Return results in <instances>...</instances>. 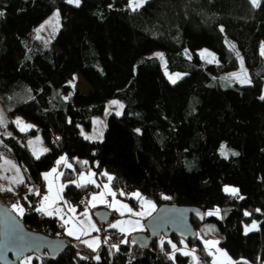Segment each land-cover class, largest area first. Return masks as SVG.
<instances>
[{
    "label": "trees",
    "instance_id": "trees-1",
    "mask_svg": "<svg viewBox=\"0 0 264 264\" xmlns=\"http://www.w3.org/2000/svg\"><path fill=\"white\" fill-rule=\"evenodd\" d=\"M54 11L61 22L55 39L35 38L34 29ZM0 12V104L36 127L22 135L10 123L13 135L0 138V162L11 159L23 181L16 193L0 192V203L20 198L27 230L66 238L59 219L36 211L47 192L42 176L64 156L71 167L63 173V197L79 211L106 182L107 171L117 197L136 210L150 201L202 213L192 218L194 240L161 237L142 247L134 239L144 230L98 252L67 238L64 253L33 255V264H190L181 251L174 261L168 258V241L210 264L204 241L213 227L231 257L264 264V0L259 7L250 0H148L135 11L130 0H82L79 7L66 0H0ZM202 48L219 63L204 61L197 53ZM155 51L164 53L170 73L184 77L171 83L161 61L150 56ZM237 53L250 78L246 86L224 79L239 67ZM76 74L91 92L65 100ZM111 100L123 103V114L108 116L101 141L84 138L80 127L91 130ZM37 134L48 146L39 159L25 144ZM223 144L238 155L222 156ZM90 171L100 185L77 187L78 176ZM216 209L219 216L207 215ZM253 221L256 229L245 234ZM97 222L119 233L105 229L110 222Z\"/></svg>",
    "mask_w": 264,
    "mask_h": 264
},
{
    "label": "rangeland",
    "instance_id": "rangeland-1",
    "mask_svg": "<svg viewBox=\"0 0 264 264\" xmlns=\"http://www.w3.org/2000/svg\"><path fill=\"white\" fill-rule=\"evenodd\" d=\"M148 0H146L147 2ZM145 2V3H146ZM136 3H139V0H131V4L135 5ZM144 3V4H145ZM132 7V6H130ZM138 8V7H137ZM57 11L52 12L42 23H40L35 29H34V33L33 36L35 38H39V39H45L47 42H52L57 33L60 30L61 27V22H60V17L59 15L57 16ZM204 50H207V52L212 53V56H208L205 55L204 58H202L204 61L211 63V64H218L219 63V59L217 57V55L207 49V48H202L200 50L197 51V53L200 55L201 52H203ZM162 54V56H158L157 54ZM192 55V53L190 51H186L185 56L186 57H190ZM151 57H155L158 58L161 63H162V67L164 70V73L167 77V79L172 83V80H175L176 82H178L180 79H182L184 77V75L180 74V73H170L167 69V65H166V61H165V57H164V53L162 51H155L153 52L151 55ZM201 57V56H200ZM214 57V59H213ZM241 57H239V67L237 70L229 72L226 74L225 76V82H228L229 84H238L240 86H246L249 85L250 83H239L236 79L231 77L232 73H237L239 75L240 79H245V75L244 73H246V78L248 81H250L247 69L245 67L244 61H243V72L241 71ZM243 60V59H242ZM211 61V62H209ZM175 82V83H176ZM68 85L70 86L71 90L68 94H66L64 96L65 100H69V98L76 92H80L81 94H88L91 92V88L90 86L83 80V78L79 75L76 74L74 75L73 79L68 83ZM114 100L109 101L106 104V108H105V112L103 115L100 116H96L93 119L92 122V129L88 130L85 127H80L81 129V134L83 135L84 138L89 139V140H97V141H101L103 139L104 136V132H105V121L108 118V116L112 113H115L117 111H119L122 115L124 112V105L121 101L119 100H115L118 101L120 104L123 105V108H119L116 105H113L111 102ZM0 116L3 117L4 120V125L6 126H0V138H2V136L5 137H9L13 135V130L10 128L9 124L10 123H14V121H16L17 118H21L23 119L21 116L17 115V116H13L11 117L6 110L2 107V105L0 104ZM25 121V120H24ZM26 122V121H25ZM24 122V123H25ZM28 124H31L29 122H26ZM15 124V123H14ZM32 125V124H31ZM17 127V125H15ZM19 128V127H18ZM9 133L11 135H9ZM41 139L43 138L42 136H39ZM223 146H225V151L227 152V157H229L230 155H232V153H237L235 150H231L229 148H227V146L225 144H223ZM106 175L111 176V174H109L107 171L105 172ZM21 179V174L19 169L17 168V166L14 164V162L11 159L8 158H4L1 162H0V192H18V187H19V181ZM2 189L4 191H2ZM8 189V190H5ZM10 189V190H9ZM44 195H41L40 198V202L43 199ZM89 198V197H88ZM20 201V198L18 199ZM7 201V203H5V206H7L10 210H12V212L18 216V217H22L25 213V209L23 207L22 204L19 203V201ZM88 200V199H87ZM84 203H86V200L84 201ZM128 204V203H127ZM17 205L20 208L23 209L22 214L18 213L17 211L13 210V206ZM86 206V205H85ZM144 206V204H143ZM134 209V208H133ZM138 210V209H137ZM87 212V216H84L83 213ZM82 211L81 213V217H83V219H85V222L91 223L93 220H90L93 217V214L90 213V211ZM214 212V211H213ZM145 215L143 218V230H145V221L151 216V215ZM116 218V216H114ZM121 219H125V213H123V215L121 217H119ZM89 219V220H87ZM116 219H112L110 221V224L108 226H106L107 228H113L112 225L113 224H117ZM101 230H104L101 227ZM133 232V231H132ZM106 234H108V236H110L109 234H113V231H109V232H105ZM132 234H137L136 233H132ZM98 236L101 240V242H104L102 239L103 237L100 236V233H98ZM120 238V236H119ZM122 238L125 239V236L122 235ZM220 234L218 232V230L213 227L212 229V237L206 241H204V245L205 248L207 250V253L209 255V253H211L210 256V264H236V262H238L237 259H234L233 257H231L228 252L221 247L220 245ZM120 240V239H119ZM218 243H207L206 242H217ZM178 249L181 250V252H190L191 255H189L191 257L190 259V264H203V261L201 259V256L194 250V249H190L187 246L183 245V246H178ZM194 250V251H193ZM100 251V249L98 250V252ZM221 253H226V255H221ZM193 256L196 257V259H193ZM26 258H30L27 262V264H33V260H34V256H30V257H26ZM20 264H25V258H23L20 261Z\"/></svg>",
    "mask_w": 264,
    "mask_h": 264
},
{
    "label": "crops",
    "instance_id": "crops-1",
    "mask_svg": "<svg viewBox=\"0 0 264 264\" xmlns=\"http://www.w3.org/2000/svg\"><path fill=\"white\" fill-rule=\"evenodd\" d=\"M20 120H22L23 123L25 122L21 118ZM24 124H28V123L25 122ZM17 129H18V132L23 135V134L30 132L32 129H36V127L33 125L31 129H25L21 131L20 128H18L17 126ZM39 136L41 135L37 134L35 136L29 137L26 139V142H25L26 147L28 148V150L34 157H36L37 155L41 157L42 155L46 153L43 150L48 149L47 143L45 142L44 138L41 139ZM62 158L63 159L60 158L59 160L60 163L59 164L57 163L56 166L53 168V169H56L55 172H53L52 171L53 169H52L51 171L46 173V174H49L47 175V178H45V174L42 176L43 181L45 182L46 188H47V192L44 194V197L47 196L48 199L45 200L43 197L38 207H43L45 209L43 213L46 216L59 219L60 228L63 231L64 237L70 238L72 240H76L79 242L86 240L92 245L91 249L95 248V251H98L102 247V242L98 236V233H100V230H101V226L99 225V223L97 222L94 216V209L98 207H102L101 209L109 210L112 213L111 220L116 219L115 221L118 225L116 228H105V229L107 230L112 229V230L118 231L124 236L131 235L132 233H136V232L140 233L144 231L143 225H142L144 216H133L128 212L127 208L122 207V205H128L129 207L131 206L121 201L117 197V194L111 185V180L108 179L109 175H106V173H104V175L106 176V182L101 185L99 184L95 173L91 171L83 173V178H81V175H79L76 180L77 185H88V184H94L98 186L100 185L99 186L100 190L91 194L88 200H86V203H85L86 209L84 211H90V213L93 214L94 218L90 219V220H93L91 223H88L89 221L85 222L84 221L85 219L81 217L82 211H79L77 207L68 204L64 200L63 191L65 188V184L63 182V173L65 169L70 168L68 167V165H71V164H70L69 159L66 156ZM21 181H22V176L19 181V184L22 183ZM5 190H8V189H5ZM2 191L4 190L2 189ZM94 195L96 196V199L92 200V197ZM133 197L136 199L139 198V197H136L135 195ZM148 202L150 201H144L143 202L144 206L138 210L133 209L132 207L131 208L133 209V211L147 212L149 210ZM109 205H112V207H109ZM73 208L75 209V212L72 211ZM157 208L158 207L156 206V210ZM155 211H153L151 215ZM121 213H125L126 218L124 220L119 218L122 216ZM113 215H115L116 218L113 217ZM136 220H139L140 228H136L134 226V222ZM121 229H123V232L121 231ZM69 231L72 232V235L68 234ZM77 236H79L80 239H77L76 238Z\"/></svg>",
    "mask_w": 264,
    "mask_h": 264
},
{
    "label": "water",
    "instance_id": "water-1",
    "mask_svg": "<svg viewBox=\"0 0 264 264\" xmlns=\"http://www.w3.org/2000/svg\"><path fill=\"white\" fill-rule=\"evenodd\" d=\"M97 220L106 225L112 213L100 209L95 213ZM201 219V210L193 206L164 204L145 221V232L134 241L142 247L161 237L175 236L183 241L194 240L197 236L192 218ZM67 238H49L26 229L20 217L0 203V264H19L23 258L35 255L59 256L70 247Z\"/></svg>",
    "mask_w": 264,
    "mask_h": 264
},
{
    "label": "snow or ice",
    "instance_id": "snow-or-ice-1",
    "mask_svg": "<svg viewBox=\"0 0 264 264\" xmlns=\"http://www.w3.org/2000/svg\"><path fill=\"white\" fill-rule=\"evenodd\" d=\"M66 2H67L68 4H70V5H73V4H74L76 7H79V6L81 5L82 0H66ZM145 2H146V0H139V3H136L135 5H132V4H131V0H130V6H132L133 11H135L137 7L142 6ZM250 2H251V4H252L253 7H259V6H260V0H250ZM2 15H3V13L0 12V16H2ZM58 15H59V13H57V16H58ZM221 31H223L222 28H221ZM230 48H231L232 50H235V46H234V45H230ZM262 54H264V50H262ZM157 55H158V56H162V54H159V53H158ZM205 55L212 56V53L207 52V50H204L203 52L200 53L201 58H204ZM237 56L239 57V53H237ZM213 59H214V57H213ZM209 62H211V61H209ZM241 71H242V72L244 71V70H243V60H242V59H241ZM244 75H245V79H240V78H239V75H238L237 73H232V74H231V77L234 78V79H236L239 83H242V84H243V83H250V81H248L247 78H246V73H244ZM175 82H176L175 80H172V83H175ZM260 98H261V99H264V96H261ZM111 103H112L113 105H116V106L119 107V108H123V105L120 104L118 101H115V100H114V101H112ZM120 114H121V113H120L119 111L116 112V115H117V116H119ZM69 122H71V121H69ZM14 123L20 128L21 131H23V130H25V129H31V128L33 127V125H30V124H24L23 121L20 120V118H17L16 121H14ZM0 126H6V125H4V120H3V117H2V116H0ZM137 131H139V130L137 129ZM9 135H11V134L9 133ZM86 138H87V137H86ZM30 143H31V142H30ZM43 151H44V152H47L48 149H44ZM220 152H221V155H222V156L227 157V152L225 151V146H223V145L221 146V148H220ZM34 154H35V153H34ZM232 155H238V153H232ZM36 158L39 159V156L37 155ZM61 159H63V158H61ZM57 163L59 164L60 161H57ZM85 163H86V162H85ZM68 167H71V165H68ZM52 171L55 172L56 169H53ZM47 175H49V174H45V178H47ZM81 178H83V174H81ZM108 179L111 180L112 177L109 176ZM21 182H23V181H21ZM73 183H74V182H73ZM79 186H80V185H77V187H79ZM9 190H10V189H9ZM224 190H225V192H229V191H230L233 195H236V194H238V192H239V190L236 189V188H231V189H229V188L226 187ZM134 195H135L136 197H139L140 194H139V193H136V194H134ZM239 198H240V199H243V196H240ZM44 199L47 200L48 197L45 196ZM95 199H96V196L94 195V196L92 197V200H95ZM163 199L167 200V199H170V197H168V196H164ZM93 206H94V205H93ZM109 207H112V205H109ZM122 207L127 208V209H128V212H129L131 215H133V216H145V215H151V213H152L153 211L156 210V206H155V204H153V203H151V202H148V209H149V210H148L147 212H144V211H133V209H132L131 207H129L128 205H122ZM141 207H143V205H142ZM13 210H14V211H17L18 213H21V214H22V212H23V209L20 208V207L17 206V205H14V206H13ZM36 211H37V212H44L45 209H44L43 207H38V208L36 209ZM72 211L75 212V209L73 208ZM256 211L259 212L260 210L257 209ZM219 214H220V210H219V209H216L214 212L210 211V212L207 213L208 216H212V215H217V216H219ZM83 215H84V216H87V212H84ZM121 215H123V213H121ZM244 215H245V216H249V215H251V213L245 212ZM117 226H118L117 224H113V225H112L113 228H116ZM134 226H135L136 228H140V222H139V220H136V221L134 222ZM256 227H257L256 222L253 221V222H252V225H251V228H247V227L245 228V234H247V232L250 231V230L256 229ZM121 231L123 232V229H121ZM68 234H69V235H72V232L69 231ZM76 238H77V239H80L79 236H77ZM82 242H83L84 244L88 245V247H90V248L92 247V245H91L88 241L85 240V241H82ZM164 243H165V241H164L163 239H161V241H160V248H161V251H164ZM168 243L171 245L172 252H171V253H166V255H168V258H169V259H171V260L174 261V260H175V253H176L177 251H181V250L178 249L177 246H176V244H173L171 241H168ZM207 243H218V241H217V242H206V244H207ZM113 247H114V248H118L117 245H113ZM92 250L95 251V248H92ZM193 251H194V250H193ZM182 254H183V255H186V256H187V255H191L190 252H183ZM209 255H211V253H209ZM221 255H226V253H221ZM85 258H86V257H83V256L81 257V259H85ZM29 259H30V258H25V264H27V262H28ZM96 259H99V257H96ZM193 259L195 260L196 257L193 256ZM236 264H241V262H236ZM243 264H247V261H243Z\"/></svg>",
    "mask_w": 264,
    "mask_h": 264
},
{
    "label": "built area",
    "instance_id": "built-area-1",
    "mask_svg": "<svg viewBox=\"0 0 264 264\" xmlns=\"http://www.w3.org/2000/svg\"><path fill=\"white\" fill-rule=\"evenodd\" d=\"M39 196H41V195H39ZM109 235L110 236H108V234H106L104 230H100V236L103 237L102 240L104 241V242H102V246H105V247L109 248L110 250L116 249V248L113 247V245H117L118 247H120V245L125 240L124 238H122V234L121 233L113 232V234L111 233ZM119 236H120V238H119ZM101 248H100V251H101Z\"/></svg>",
    "mask_w": 264,
    "mask_h": 264
}]
</instances>
